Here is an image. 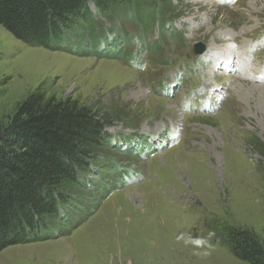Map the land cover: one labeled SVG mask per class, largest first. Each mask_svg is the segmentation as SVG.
Wrapping results in <instances>:
<instances>
[{"label": "rangeland", "instance_id": "374dc122", "mask_svg": "<svg viewBox=\"0 0 264 264\" xmlns=\"http://www.w3.org/2000/svg\"><path fill=\"white\" fill-rule=\"evenodd\" d=\"M170 2V32L158 18L142 31L126 22L121 40L109 16L96 46L31 48L0 28V127L35 91L71 99L106 123L101 163L114 160L72 196L70 228L56 218L28 231L45 240L2 251L0 264H246L226 234L264 243V88L207 63L234 56L249 76L264 66V0ZM139 31L161 46H133ZM195 43L219 52L197 56Z\"/></svg>", "mask_w": 264, "mask_h": 264}, {"label": "trees", "instance_id": "16d2710c", "mask_svg": "<svg viewBox=\"0 0 264 264\" xmlns=\"http://www.w3.org/2000/svg\"><path fill=\"white\" fill-rule=\"evenodd\" d=\"M170 7V0H0V28L31 48L59 49L67 42L96 46L95 36H105L99 18L110 16L112 32L124 40V23L135 24L140 31L145 25L157 27L156 18L164 22L162 12ZM140 31L134 39L142 48ZM124 50L117 54L122 57ZM120 56L113 60L121 61ZM105 127L88 108L71 99L47 98L35 91L17 104L7 124L0 127V253L44 241L28 239L26 234L46 231L56 218L71 227L72 196L85 188L94 169L108 174L104 170L114 162L110 157L101 163V152L108 149L111 136ZM225 237L238 260L264 264V243L247 233L229 231Z\"/></svg>", "mask_w": 264, "mask_h": 264}, {"label": "bare ground", "instance_id": "6f19581e", "mask_svg": "<svg viewBox=\"0 0 264 264\" xmlns=\"http://www.w3.org/2000/svg\"><path fill=\"white\" fill-rule=\"evenodd\" d=\"M108 29V28H107ZM110 29H113V27H111ZM235 41V42H234ZM236 41H239L237 38H234V39H232V42L235 44L236 43ZM212 51V52H214V51H217V52H219V49H215V48H213V49H207V52L205 53V55H209L208 54V51ZM224 50H226V51H228V49H224ZM204 55V56H205ZM215 59V58H214ZM222 59H224V60H221V59H219V60H217L218 61V64H213V61L214 60H212L211 58H209V60H208V64L209 65H214V66H219V65H221L222 63H229V65H230V63L232 62L233 63V67H236V61L234 60L235 58H234V56H227V57H222ZM215 62V61H214ZM258 64H260L259 62L257 63H254V64H252L251 65V68L250 69H252V67H254V66H256V65H258ZM219 71H222L221 72V75H229V74H231V73H229L228 71H227V69L225 70V71H223V66H221V68L219 69ZM231 72H232V74H234L233 73V71L232 70H230ZM235 76H234V78L236 79V80H238V81H241V80H246V82H248V83H250L251 85H253V87H252V89H254L255 88V84H253V83H255V81H254V79H253V77H252V75L251 76H249L248 74L247 75H244V74H239V75H236V74H234ZM258 83H261L262 84V88H264V69L263 70H259L258 71ZM260 88V87H259ZM192 165H194V162L192 163ZM192 165H191V167H192ZM196 168V167H195ZM198 171V170H197ZM200 175V174H199Z\"/></svg>", "mask_w": 264, "mask_h": 264}, {"label": "water", "instance_id": "95a60500", "mask_svg": "<svg viewBox=\"0 0 264 264\" xmlns=\"http://www.w3.org/2000/svg\"><path fill=\"white\" fill-rule=\"evenodd\" d=\"M205 50V46L202 43H195L193 45V52L197 56L204 54Z\"/></svg>", "mask_w": 264, "mask_h": 264}]
</instances>
